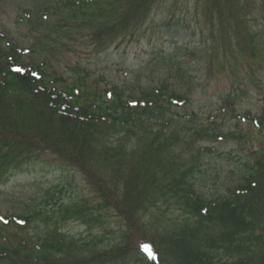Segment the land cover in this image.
Instances as JSON below:
<instances>
[{"label":"trees","instance_id":"16d2710c","mask_svg":"<svg viewBox=\"0 0 264 264\" xmlns=\"http://www.w3.org/2000/svg\"><path fill=\"white\" fill-rule=\"evenodd\" d=\"M58 1L63 5L56 6V19L54 10L47 22L38 16L40 9L52 6L50 1L37 6L33 20L26 22L49 31L39 29L30 53L50 51L47 41L58 42L78 28L94 31L96 44L113 35H134L164 0ZM195 7L201 31L209 36L204 48L210 65L221 71L245 58L264 66V0H195ZM4 39L0 37V181L49 150L82 171L95 198L90 205L79 197L66 199L59 185H33L30 200L21 201V212L6 213L8 222L0 224V264H152L130 244L142 226L151 229L159 264L264 263V156L256 162L254 157L237 160L227 170L219 157L213 158L210 146H198L243 135L187 113L188 94L167 80L140 84L139 92L116 87L111 100L98 104L87 101L86 75L52 90L43 70L46 61L27 56L29 51L18 50L12 41L2 47ZM189 47L177 50L196 57ZM173 57L164 63L174 64ZM174 68L180 72V66ZM180 102L186 103L182 111L177 110ZM207 159L217 160L219 168L207 170ZM210 179L224 190L204 192L201 186ZM111 216L119 218L118 227H106ZM71 219L101 229L70 234L62 224Z\"/></svg>","mask_w":264,"mask_h":264},{"label":"rangeland","instance_id":"374dc122","mask_svg":"<svg viewBox=\"0 0 264 264\" xmlns=\"http://www.w3.org/2000/svg\"><path fill=\"white\" fill-rule=\"evenodd\" d=\"M35 1L0 0V31H5V33L10 32L22 46H30L36 33H32L31 29L24 25L25 23L23 22L15 23V19H17L16 14L18 11L22 12L23 7L35 5ZM193 1L195 2V0ZM194 2L164 1L158 10L152 13L151 18L141 27L135 38L125 39L123 42L117 41L104 50L95 51L88 44L87 38H78L76 41L72 40V42H68L67 46L61 45L60 48H55V50L48 53L43 52L40 58L35 57L47 61L49 68L58 71L67 81L74 79L75 72L73 69L81 66L89 71L91 80L103 76L109 82L119 81V85L123 84V81H127V85L131 83L135 85V82L139 83L137 82V79H139L142 80L141 82L144 86H150L153 84L151 83L153 77H160L162 80L166 79L172 83H176V88L179 90V83L181 82L184 90H189L192 87L190 88L192 89V107L197 112L199 111L203 117L210 111L214 115H219L217 109L221 107L222 97L232 91L239 93L235 105L239 112L244 114L251 111L253 114H259L261 107L264 106V70L250 72V68L244 62L237 68H233L230 65L221 71L217 67L214 71L210 72L202 53L204 45L209 44L210 40L207 39L209 36L206 33H204L205 35H201V30H198V35L196 36L184 35L179 29L173 30L172 27L167 26L166 21L169 13L174 11L175 17L173 19L176 20V23L174 22L173 26L178 23L177 20H183L197 29L198 22L197 16L194 13ZM86 35L88 34L86 33ZM183 38H186L185 40L187 41H200L198 42L200 47L199 57L203 59L197 64L188 57L176 58L175 65L186 69L191 75L192 80H189L190 83H187L178 74L174 75V71L168 73V71L162 70V68L156 69L162 56L174 55L176 53V42L181 41ZM53 44L49 43V45ZM232 69L236 71L235 74L232 73ZM240 82H243V84ZM189 84L190 87L188 86ZM217 119L221 121L224 130L237 129L240 134L245 135L246 140L242 142V145L246 147L245 149L250 150L260 144L261 139H259L257 132L250 123L237 119L240 122L236 126L237 122L230 120L228 117L222 119L219 116ZM214 146H216V153L213 158L219 157V153L227 154L230 151L244 153L239 151L240 146L235 141L222 142L214 144ZM206 161L208 164L207 170L214 168L217 164V160L215 159L211 161L207 159ZM25 168H28V173L15 174L10 177L7 183L0 186V212H20V207L23 206L21 201H25L22 188L25 185L31 184L32 179L36 177L49 179L50 181L62 179L65 182L72 178V190L74 192L77 191L79 194L88 195L92 190L89 186L90 180L85 179L83 173H80L76 168L64 165L52 153L41 155L37 161L31 162ZM223 177L226 179L224 175ZM213 180L210 179L206 182V186L202 187L204 192H208L209 194L214 193L216 187ZM221 189L217 190L221 191ZM119 224V218L111 216L110 224H107L108 226L106 227L116 228ZM99 228L101 229L98 224H95L93 227L95 232ZM64 229L77 234H87L93 231V229H89L75 221L66 222ZM151 236V229L142 226L137 231L135 230L130 239V244L132 247L140 249L139 245L147 243L146 241L151 240Z\"/></svg>","mask_w":264,"mask_h":264},{"label":"snow or ice","instance_id":"6c2138e0","mask_svg":"<svg viewBox=\"0 0 264 264\" xmlns=\"http://www.w3.org/2000/svg\"><path fill=\"white\" fill-rule=\"evenodd\" d=\"M16 71L18 72H22L24 71V69H16ZM0 221L7 223L8 221L5 219V217L0 216ZM20 223H23V221L21 220ZM140 250L142 252H144L147 256V259L151 260V261H156L157 260V255L156 252L153 250V246L150 243H141L139 245Z\"/></svg>","mask_w":264,"mask_h":264}]
</instances>
